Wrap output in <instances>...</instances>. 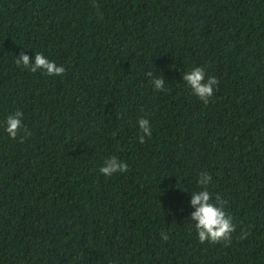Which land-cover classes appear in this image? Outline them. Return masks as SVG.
<instances>
[{
    "label": "trees",
    "instance_id": "1",
    "mask_svg": "<svg viewBox=\"0 0 264 264\" xmlns=\"http://www.w3.org/2000/svg\"><path fill=\"white\" fill-rule=\"evenodd\" d=\"M191 67L218 81L207 104ZM202 171L228 241L187 220ZM0 264H264V0H0Z\"/></svg>",
    "mask_w": 264,
    "mask_h": 264
},
{
    "label": "clouds",
    "instance_id": "2",
    "mask_svg": "<svg viewBox=\"0 0 264 264\" xmlns=\"http://www.w3.org/2000/svg\"><path fill=\"white\" fill-rule=\"evenodd\" d=\"M16 63L30 73L40 71L50 77H62L65 71L63 66L57 65L39 52L33 53L31 58L22 52L17 57ZM145 76L149 78L151 86L155 90L160 91L163 89L164 79L162 77H153L151 71L146 72ZM181 81L193 96L205 104L212 98L218 83L214 76L209 75L205 78L204 69L201 67H191L183 72ZM136 125L143 136H151V126L148 119L140 118L136 121ZM2 129L10 139L17 138L18 132L24 130L22 113L16 111L7 115L3 121ZM27 134L25 131V135ZM143 136L140 138L143 139ZM126 171L127 165L114 156L105 159L103 165L99 168V173L105 178ZM211 180L212 177L209 173L202 171L196 179L199 190L186 192L189 196L188 205L191 208L187 220L191 222V227L195 230L196 238L200 243L205 241L209 243L228 241L230 234L235 229L232 217L226 214L222 201L218 197L213 199L207 190ZM160 238L166 241L168 235L162 231Z\"/></svg>",
    "mask_w": 264,
    "mask_h": 264
}]
</instances>
